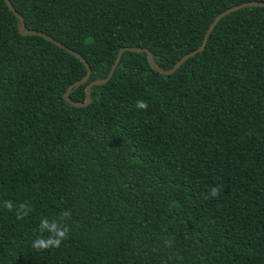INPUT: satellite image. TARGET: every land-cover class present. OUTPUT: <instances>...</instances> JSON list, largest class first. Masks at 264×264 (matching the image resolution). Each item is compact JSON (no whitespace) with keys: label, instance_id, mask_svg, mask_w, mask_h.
Here are the masks:
<instances>
[{"label":"trees","instance_id":"16d2710c","mask_svg":"<svg viewBox=\"0 0 264 264\" xmlns=\"http://www.w3.org/2000/svg\"><path fill=\"white\" fill-rule=\"evenodd\" d=\"M8 1L62 47L0 0V264H264V7L222 17L170 75L125 51L86 107L62 98L122 47L168 70L216 15L264 0ZM64 210L68 239L34 249Z\"/></svg>","mask_w":264,"mask_h":264},{"label":"water","instance_id":"95a60500","mask_svg":"<svg viewBox=\"0 0 264 264\" xmlns=\"http://www.w3.org/2000/svg\"><path fill=\"white\" fill-rule=\"evenodd\" d=\"M4 3L6 4L7 8L13 13L14 16H16L20 22H21V27L19 28V32L20 33H23L22 32V20H21V17L14 11L13 7L11 6V4L9 3L8 0H3ZM249 6H260V7H264V3H261V2H247V3H243V4H240V5H236V6H233V7H230L224 11H222L221 13H219L218 15L215 16V18L213 19V21L209 24L208 28L206 29V32L204 34V37H203V40L201 42V44L199 45V47H197L195 50L185 54L184 56H182L178 61L175 62V64L168 70H161L160 68H158V66H156V64H154V62L152 61L151 59V56L149 54V52L147 50H144V49H140V48H131V47H122L118 50L117 52V55H116V58L107 74V76L103 79V80H96V81H91L89 82L85 89H84V100L82 102H73L71 101L69 98H68V92L69 90L72 88V87H76L78 86L79 82L77 83H74L72 84L71 86H69L66 91L64 92V94L62 95V98L64 101H66L67 103H69L71 106L73 107H86L90 101L89 99V90L91 88L92 85H101V84H104L106 83L112 72H113V69L114 67L116 66V64L118 63V60L120 58V55L122 52H134V53H145L146 54V59H147V63L149 65V67L151 69H153L154 71H156L157 73L161 74V75H170L172 74L185 60H187L188 58H191L193 57L195 54L197 53H200L204 46H205V43H206V40H207V37L209 36L210 32L212 31L213 27L216 25V23L222 18L224 17L225 15L231 13V12H234L236 10H239L243 7H249ZM23 34H27V35H35V36H38V37H41L43 38L44 40H47L51 43H53L54 45L56 46H59V47H62V45H60L57 41L53 40L51 37L41 33V32H38V31H33V30H28L26 32H24ZM72 53V52H70ZM86 68L87 72H86V75L81 79V82H84L88 75H89V69H88V66L86 64V62L80 57V55L78 54H75L74 55Z\"/></svg>","mask_w":264,"mask_h":264},{"label":"clouds","instance_id":"9594fccd","mask_svg":"<svg viewBox=\"0 0 264 264\" xmlns=\"http://www.w3.org/2000/svg\"><path fill=\"white\" fill-rule=\"evenodd\" d=\"M136 107L141 110H147L148 104L144 100H137ZM219 194V189L215 186L211 187L208 195H205L204 198L208 199L209 196L215 198ZM3 207L8 211H13L14 206L11 200L3 201ZM17 219H23L28 216L31 212V209L28 208L26 203H19L16 206ZM72 213L68 210H64L60 213L58 219H54L51 222L47 218H44L40 222L39 233L40 235L32 242V247L36 250H49L53 248H59L63 241L68 239L69 232L71 231L70 227L64 223L66 219L71 218ZM47 232L48 235L45 237L44 233ZM173 241L166 239L164 241L165 246L170 247Z\"/></svg>","mask_w":264,"mask_h":264}]
</instances>
